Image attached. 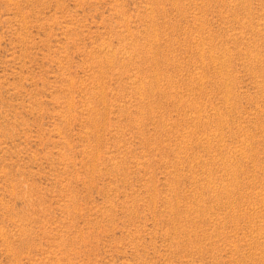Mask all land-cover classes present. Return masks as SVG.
Instances as JSON below:
<instances>
[{
	"label": "rangeland",
	"instance_id": "obj_1",
	"mask_svg": "<svg viewBox=\"0 0 264 264\" xmlns=\"http://www.w3.org/2000/svg\"><path fill=\"white\" fill-rule=\"evenodd\" d=\"M0 264H264V0H0Z\"/></svg>",
	"mask_w": 264,
	"mask_h": 264
}]
</instances>
